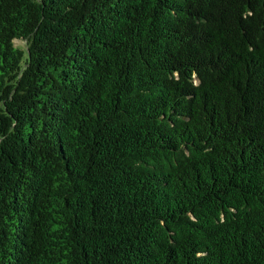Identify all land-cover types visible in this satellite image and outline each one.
<instances>
[{"label": "trees", "instance_id": "1", "mask_svg": "<svg viewBox=\"0 0 264 264\" xmlns=\"http://www.w3.org/2000/svg\"><path fill=\"white\" fill-rule=\"evenodd\" d=\"M0 264H264V0H0Z\"/></svg>", "mask_w": 264, "mask_h": 264}, {"label": "rangeland", "instance_id": "2", "mask_svg": "<svg viewBox=\"0 0 264 264\" xmlns=\"http://www.w3.org/2000/svg\"><path fill=\"white\" fill-rule=\"evenodd\" d=\"M15 43L17 45H21L22 47H25L26 46V43L25 41L21 40V39H15Z\"/></svg>", "mask_w": 264, "mask_h": 264}]
</instances>
